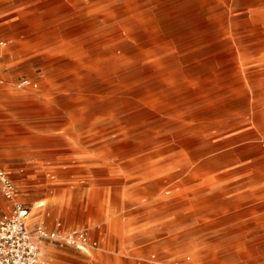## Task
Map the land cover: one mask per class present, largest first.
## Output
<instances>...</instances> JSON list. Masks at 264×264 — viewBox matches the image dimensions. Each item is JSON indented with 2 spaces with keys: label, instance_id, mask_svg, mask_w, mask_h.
Listing matches in <instances>:
<instances>
[{
  "label": "rangeland",
  "instance_id": "1",
  "mask_svg": "<svg viewBox=\"0 0 264 264\" xmlns=\"http://www.w3.org/2000/svg\"><path fill=\"white\" fill-rule=\"evenodd\" d=\"M0 167L46 264H264V0H0Z\"/></svg>",
  "mask_w": 264,
  "mask_h": 264
},
{
  "label": "built area",
  "instance_id": "2",
  "mask_svg": "<svg viewBox=\"0 0 264 264\" xmlns=\"http://www.w3.org/2000/svg\"><path fill=\"white\" fill-rule=\"evenodd\" d=\"M0 187L10 209L0 217V264H46L37 237L29 229L31 209L21 200L20 191L10 173L0 167ZM38 238L51 239L80 249L95 248L84 231L62 234L38 229Z\"/></svg>",
  "mask_w": 264,
  "mask_h": 264
},
{
  "label": "crops",
  "instance_id": "3",
  "mask_svg": "<svg viewBox=\"0 0 264 264\" xmlns=\"http://www.w3.org/2000/svg\"><path fill=\"white\" fill-rule=\"evenodd\" d=\"M7 206H8V207H7L6 212H8V210L10 209V207H9L8 204H7ZM6 212H4V213H6ZM4 213H3V214H4ZM31 213H32V211H31ZM3 214H2V215H3ZM30 217H31V216H30ZM29 221H30V219H29ZM60 226H61V225H58V227L56 228V231H59V230H60ZM29 229H30V223H29ZM85 232H86V231H85ZM86 233H87V232H86ZM105 234H106V233H105ZM110 234H111V232L108 231V233L106 234V236H109ZM88 235H89V234H88ZM119 237H120V236H119ZM93 240L96 241L95 239H93ZM43 261H44V260H43ZM44 262H45V261H44Z\"/></svg>",
  "mask_w": 264,
  "mask_h": 264
}]
</instances>
